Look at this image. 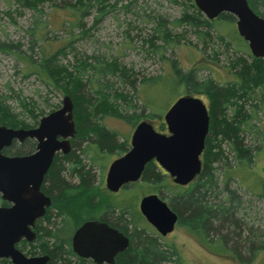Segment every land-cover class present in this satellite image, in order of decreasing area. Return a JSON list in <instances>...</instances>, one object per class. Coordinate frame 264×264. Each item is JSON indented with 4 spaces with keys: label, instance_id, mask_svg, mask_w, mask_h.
I'll return each instance as SVG.
<instances>
[{
    "label": "trees",
    "instance_id": "16d2710c",
    "mask_svg": "<svg viewBox=\"0 0 264 264\" xmlns=\"http://www.w3.org/2000/svg\"><path fill=\"white\" fill-rule=\"evenodd\" d=\"M26 1L31 8L37 10L34 0ZM108 1L75 0L69 7L79 16L72 20L71 29L80 26L81 17L87 14L90 7H101ZM248 3L254 12L264 18V0H248ZM232 18L235 17L223 13L213 20L228 22L232 21ZM183 21L189 24L200 38H206L208 32L205 28H210L212 24V20L200 24L187 17L181 19L180 23ZM156 25L155 32L158 37L167 43L170 37L164 23L159 20ZM35 29L37 28L29 29L31 36ZM232 33V41L243 40L236 30ZM42 37L39 38L42 40ZM217 37L222 41L223 36ZM30 42L33 45V40ZM42 42L37 55L26 51L22 53L24 55L19 54L17 44L0 42L1 53H13L22 61L27 74H35L55 88L63 89L62 93H68L73 102V117L79 140H72L71 150L66 155L56 154L45 174L42 190L54 197L52 206L55 209H51L39 220L37 248L49 254V264H71V259L76 264H90L76 257L69 245L71 233L84 217L92 216L94 212L101 210L93 198L88 197L93 174L86 168L82 156L86 158L90 154L94 161L96 155L103 156L115 150L121 152L125 147V142L118 143L116 135L101 124L102 117L107 113L132 119V125L141 121L135 114L125 115L118 109L117 101L130 103V97L117 91L109 95L108 81L103 83L100 80L106 76H115L132 89H135V82L123 66L112 60H101L97 56H94L92 62H78L71 71L66 67L59 68L57 59L54 58L55 53L44 52V44L51 46L52 42L47 39ZM32 47L30 46V51ZM248 56L250 61L235 58L230 63L229 68L235 69V80L225 84L218 83L209 76L198 78L195 70L183 71L177 67L175 60L170 62L172 74L168 77L171 78L174 95L177 94V88L183 85L190 94H204L208 97L209 128L201 154L199 174L185 186L173 183L175 191L168 189L170 194L167 195V203L178 214V224L185 226L201 245L211 252H225L227 235L239 229L236 213L241 198L230 188L229 182L235 179L237 185L245 191L264 198V59L255 58L250 53ZM88 76L92 77L87 78ZM160 79L159 76L142 78L139 85L143 88L144 95L150 89L157 94L163 93ZM256 90L260 92L259 103L247 104L250 99L258 97ZM180 96L182 95L176 98ZM151 97L152 95L145 96L143 106L154 105ZM258 112L262 117V126L255 123ZM0 124L14 128L30 127V124L18 118V114L11 110L1 95ZM245 133L251 134L250 144L245 142ZM79 141H85L86 145L78 148ZM258 158L263 159V163L257 164L254 169L253 165L256 166ZM65 169L69 175L77 177L75 182L66 180L62 175ZM156 169L153 163L146 164L141 179L152 188L157 184L161 188H170L162 179V171ZM130 190L123 189L122 192H132ZM116 196L112 195L110 202H106L110 197L103 201L101 216L123 232H128L130 242L126 250L117 254L114 264H182L173 245L158 242L145 227L139 226V219L143 218L135 209L137 195L130 194L133 199L131 203L124 202L123 196ZM85 198L88 199L82 205L81 202Z\"/></svg>",
    "mask_w": 264,
    "mask_h": 264
},
{
    "label": "rangeland",
    "instance_id": "374dc122",
    "mask_svg": "<svg viewBox=\"0 0 264 264\" xmlns=\"http://www.w3.org/2000/svg\"><path fill=\"white\" fill-rule=\"evenodd\" d=\"M34 3L37 10L31 8L26 0H0V42L17 44L19 54L26 51L37 55L41 50L42 40H50L52 45L45 43L44 52L55 53L57 66L66 67L69 71L74 70V66L80 61L92 62L94 56L101 60L115 61L126 69L135 82V89H132L115 76H106L100 80L103 83L108 81L109 95L117 91L130 97V103L117 101L119 111L125 115L135 114L138 120L147 119L161 133H167L162 118L165 111L178 95L190 94L183 85L177 88L176 95L173 94L171 78L168 77L172 74V60L183 71L195 70L198 78L209 76L222 84L235 80V69L229 68L235 58L250 61L247 44L243 40L232 41V31L236 30L235 18L228 22L208 20L196 8L193 0H109L101 7H90L87 14L81 17L80 26L72 27L73 29L70 24L79 14H75L69 6L75 0H34ZM185 17L200 24L211 21V27L205 28L208 32L206 38L198 37L186 22L180 23ZM159 20L164 23L169 34L167 43L155 32ZM33 27L37 29L31 36L29 29ZM218 35L223 36L222 41ZM30 46H33L31 51ZM157 76L162 79L163 93L157 94L148 89V93L144 95V90L139 85L140 80ZM62 91L63 89L55 88L35 74H27L24 64L13 53L0 52V95L11 110L18 114V118L30 124V127H35L41 117L61 106L64 96ZM255 93L258 97L250 99L247 104L259 101V90ZM147 95H152L154 105L143 106V99ZM193 95L209 105L206 95ZM131 123L132 119L119 118L113 113H107L101 119V124L116 135L118 143L129 141L134 128ZM255 123L261 126L263 124L260 112L257 113ZM250 136L249 133L244 134L248 144L251 142ZM76 140H79L77 135L73 138V141ZM77 145L78 148H83L86 143L79 141ZM119 153L122 152L115 150L103 156L96 155L94 161L90 154L86 158L82 156L86 168L93 174L88 197L93 198L97 204L111 196L105 187V173L107 166ZM58 155L62 156L60 152ZM259 163H263V159H257L254 169ZM66 165L67 163L64 164L65 168ZM62 175L71 182H75L77 178L69 175L66 169L62 171ZM162 179L171 189L161 188L158 184L152 188L143 180L129 186L132 191L129 194L137 195V211L138 201L143 195L155 193L167 201L169 190L175 191L169 176L163 175ZM229 183L230 188L241 198L236 213L239 229L227 235L223 253L211 252L203 247L195 235L181 223L163 238L144 219H139V226L145 227L158 242L173 245L182 264H264V198L245 191L237 185L235 179ZM129 194L121 191L116 195L122 197ZM86 199L88 198L81 202L82 205ZM226 232L229 231H224ZM71 264L76 263L71 259Z\"/></svg>",
    "mask_w": 264,
    "mask_h": 264
},
{
    "label": "water",
    "instance_id": "95a60500",
    "mask_svg": "<svg viewBox=\"0 0 264 264\" xmlns=\"http://www.w3.org/2000/svg\"><path fill=\"white\" fill-rule=\"evenodd\" d=\"M208 20L227 13L235 17L236 31L247 43L251 55L264 59V18L254 12L247 0H193ZM167 133L157 131L147 121H139L130 137V149L113 160L106 172L105 186L116 192L122 185L137 181L145 165L155 160L176 185L185 186L201 170V154L209 128L208 107L192 94L178 97L165 111ZM76 133L73 102L64 95L61 106L41 117L32 128H13L0 124V195L12 203L0 208V257L13 264H46L47 255L27 258L13 247L21 237L31 240L29 225L45 213L50 197L41 190L44 175L57 152L70 151V138ZM35 140V151L27 155L6 156L1 150L12 140ZM139 210L160 236L174 229L177 213L157 194L144 195ZM129 238L105 222L85 221L72 236L74 253L95 263L113 264L117 253L126 250Z\"/></svg>",
    "mask_w": 264,
    "mask_h": 264
},
{
    "label": "flooded vegetation",
    "instance_id": "af4514ba",
    "mask_svg": "<svg viewBox=\"0 0 264 264\" xmlns=\"http://www.w3.org/2000/svg\"><path fill=\"white\" fill-rule=\"evenodd\" d=\"M248 1V0H247ZM249 4V3H248ZM259 15V14H258ZM145 120V119H144ZM142 121V120H141ZM148 121V120H147ZM150 122V121H149ZM151 123V122H150ZM137 124V123H136ZM135 124V125H136ZM152 124V123H151ZM3 125V124H1ZM134 125V127H135ZM6 126V125H5ZM9 127V126H7ZM154 127V126H153ZM14 128V127H13ZM16 128H24V127H16ZM28 128V127H27ZM26 128V129H27ZM29 128H32V127H29ZM134 129V128H133ZM133 132V131H132ZM132 134V133H131ZM76 135V133H75ZM75 137V136H74ZM73 137V138H74ZM131 137V135H130ZM73 138H70V146L72 147V140ZM35 146H36V142L35 140L33 139H30V138H26L24 139L23 141H18V140H12L11 144L7 147H4L2 150H1V154L3 155H6V156H17V155H27V154H30L32 152L35 151ZM125 147L122 148L121 152L122 153H119L120 155L117 157L119 158L120 156L124 155L129 149H130V138H129V141L127 142V140L125 141ZM71 150V148H70ZM124 150V151H123ZM59 152H57L56 154H58ZM61 153V152H60ZM55 154V155H56ZM62 154V153H61ZM54 155V156H55ZM62 155H66V154H62ZM54 158V157H53ZM115 158V159H117ZM113 159V160H115ZM112 160V161H113ZM53 161V160H52ZM111 161V162H112ZM110 162V163H111ZM151 163H153L155 165V168H157L156 170H161L163 175H166V176H169L166 171L164 169H162L159 164L153 159L150 161ZM148 162V163H150ZM147 163V164H148ZM110 165V164H109ZM109 165L107 166V169L109 167ZM146 166V165H145ZM145 168V167H144ZM144 171V169H143ZM142 171V173H143ZM107 172V170H106ZM47 173V172H46ZM105 176H106V173H105ZM45 177V175H44ZM142 174L140 176V178L137 180V181H134V182H128V183H125L124 185H122L120 187V189L116 192H111L109 191L107 188V190L111 193V196L109 199H107L106 202H110L112 200V195H116L118 192H121L123 189H129V186L130 185H134L138 182H140L142 179ZM169 178L171 179V177L169 176ZM105 180V179H104ZM172 180V179H171ZM43 182H44V179H43ZM42 185H41V190H42ZM106 187V186H105ZM127 187V188H126ZM42 192L49 196L50 197V205L46 207L45 209V213L41 216V217H37L34 219L32 225H29V228L31 230V232L33 233V237L31 240H28L26 239L25 237H21L18 241H16L14 244H13V247L18 250L20 253H22L25 257L27 258H33V257H38V256H43V255H47L49 258L46 262V264H49L50 262V256L48 253L46 252H43L41 251L40 249L37 248V245H38V229H39V220L44 218L45 215H47V213L49 211H51V209H55L52 204H53V199L54 197H52L51 195L47 194L45 191L42 190ZM129 194V193H128ZM148 194H155V193H147L145 195H148ZM158 195V194H157ZM144 196V195H143ZM142 196V197H143ZM159 196V195H158ZM123 201L124 202H127V203H131L133 202V199L132 197H130V194L129 195H126V196H123ZM140 200V199H139ZM164 200V199H163ZM167 202V201H166ZM138 204H139V201H138ZM12 203L6 201V200H3L1 198V195H0V208H8V207H11ZM102 206L103 204L102 203H99L98 204V207L102 210ZM137 208H138V211H139V214L141 215V217L146 221V219L144 218V216L140 213V210H139V206L137 205ZM101 210L100 211H96L92 214V216H86L84 217V219L80 222V224L73 230V232L71 233L70 235V240H69V245H70V249L71 251L74 253L73 249H72V236L74 234V231L85 221H90V220H93V221H99V222H105L107 225H109L110 227L118 230L119 232H122L125 236H127L129 238V235H128V232H123L122 230H120L117 226H115L113 223H111L110 221L108 220H104L101 216ZM137 210V209H136ZM100 213V214H99ZM178 216V214H177ZM178 220H179V216L177 217V221L174 225V229L175 227L178 225ZM147 222V221H146ZM148 223V222H147ZM149 224V223H148ZM150 225V224H149ZM150 227L154 230V232H156L158 234V232L155 230V228L153 226L150 225ZM174 229L170 232L172 233L174 231ZM170 233H167L165 236L169 235ZM159 235V234H158ZM160 236V235H159ZM165 236H160L161 238L165 237ZM129 242H130V238H129ZM119 254V253H117ZM117 254L115 255L114 257V262H115V259L117 257ZM74 255L80 259H84L86 262L90 263V264H97L95 263L91 258H83V257H80L78 255H76L74 253ZM113 262V264H114ZM0 264H13L12 263V260L10 257H0ZM100 264H106V263H100Z\"/></svg>",
    "mask_w": 264,
    "mask_h": 264
}]
</instances>
